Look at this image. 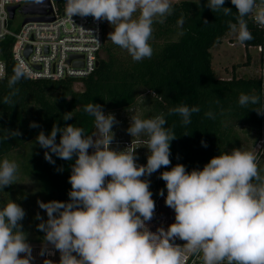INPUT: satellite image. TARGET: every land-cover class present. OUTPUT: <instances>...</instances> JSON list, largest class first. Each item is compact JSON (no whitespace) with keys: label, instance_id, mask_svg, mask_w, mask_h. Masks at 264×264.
<instances>
[{"label":"clouds","instance_id":"clouds-1","mask_svg":"<svg viewBox=\"0 0 264 264\" xmlns=\"http://www.w3.org/2000/svg\"><path fill=\"white\" fill-rule=\"evenodd\" d=\"M224 4L225 0H208L206 7L213 12L223 9L230 15L232 9ZM231 4L238 15L237 23L229 22V28L244 44L253 39L246 16L251 14L254 22L264 27V0L259 4L256 0H231ZM172 11L171 0H66L65 7V15L71 20L75 15L106 20L113 28L108 40L127 50L135 62L151 58L153 49L148 41L153 24L164 23ZM136 13L139 15L134 18ZM5 68L0 62V79ZM30 75L23 60L14 66L7 81L10 91L3 98L5 105L16 106L14 98L19 89L15 86ZM238 103L244 107L260 105L252 110L264 115L260 95L241 93ZM84 111L94 117L98 136H86L83 128L73 124H54L49 134L41 131L36 137L41 148L49 150L44 153L49 163L55 164L52 154L66 161L77 157L68 180L69 200L37 202L47 214L46 221L39 213L35 217L41 221L37 229L45 233L41 255L47 245H52L60 253L59 264H185V252L202 253L203 264H264V175L256 155L234 148L211 158L202 170L188 172L183 164H177L162 172L160 179L167 189L165 204L174 210L175 222L166 230L160 227L153 232L145 222L152 220L155 202L150 181L141 177H150L171 164L170 142L176 138L173 129L165 127L163 113L148 119L130 116L128 134L148 138L147 163L138 165L135 150L110 147L113 126L119 123L115 115L105 114L95 103L86 105ZM199 111V106L179 105L169 114H179L181 124L187 126L192 114ZM205 115L215 119L212 111ZM72 118V112L63 114L65 121ZM29 127L39 125L30 122ZM6 131L5 139L21 135L19 130ZM201 143L207 147L206 142ZM89 149H93L91 154ZM17 172L15 161L4 158L0 162V190L15 184ZM159 195L164 197V191ZM25 215L13 200L0 209V264H31L32 246L21 224ZM176 238L186 242L183 247L174 243ZM45 264L54 262L46 260Z\"/></svg>","mask_w":264,"mask_h":264},{"label":"trees","instance_id":"trees-1","mask_svg":"<svg viewBox=\"0 0 264 264\" xmlns=\"http://www.w3.org/2000/svg\"><path fill=\"white\" fill-rule=\"evenodd\" d=\"M58 1L60 4L63 0ZM207 2H172V14L164 23L153 24L148 41L153 49L151 58L139 62L133 61L127 50L108 40L113 28L103 20V44L97 55L98 65L90 75L60 81L24 78L15 86L19 94L14 98V107L5 105L3 98L10 91L7 81L16 63L10 58V41L0 43L6 61V75L0 79V162L4 158L15 161L17 173L31 178L46 202H67L71 190L68 180L77 157L74 155L71 161H66L52 154L55 164L49 163L44 157L45 151L49 150L36 142L37 135L41 131L49 134L54 124L60 127L73 124L83 128L86 136L94 135V117L84 111L86 105L100 104L104 112L125 110L146 93L148 110L145 119L163 113L167 120L165 127L172 128L176 135L170 142L171 164L156 172L153 183L155 194L159 195L163 190L166 197V182L160 179L162 172L177 164H183L188 172L202 170L211 158L230 153L229 146L239 139L235 131L237 126L264 129V115L252 110L260 105L244 107L238 103L240 94L244 93L260 95L261 104H264V76L233 75L222 79L211 64L210 49L232 32L229 22L237 23V9L231 0H225L224 7L232 9L230 15H225L223 9L211 11L206 7ZM256 2L259 4L260 0ZM138 15L134 14V18ZM181 19L183 23L179 24ZM245 20L253 39L242 45L245 48L261 46L264 60V28L250 15ZM179 105L200 108L198 113L192 114L187 126L181 124L179 114H169L170 109ZM207 111H212L215 119H209L205 115ZM67 112H72L73 118L65 121L63 114ZM30 122H36L39 127H29ZM6 129L19 130L21 135L5 139ZM59 140L58 133L57 143ZM202 141L207 147L202 146ZM258 169L264 175L263 168L258 165ZM35 230L36 235L27 241L44 242V232ZM181 241L176 238L174 243Z\"/></svg>","mask_w":264,"mask_h":264},{"label":"built area","instance_id":"built-area-1","mask_svg":"<svg viewBox=\"0 0 264 264\" xmlns=\"http://www.w3.org/2000/svg\"><path fill=\"white\" fill-rule=\"evenodd\" d=\"M48 1L49 7L44 9V13L31 14L24 13L22 9L36 0H0V21L4 24V28L0 29L3 32L0 43L10 41V58L16 64L20 60L24 61L25 67L31 73L28 77L30 79L60 81L81 79L90 75L97 66V55L103 44V20L97 21L92 16L79 15L73 16L71 20L65 15L66 0L60 4L58 0ZM10 7H15L12 18ZM250 16L252 17L251 14ZM29 17L41 19L23 22ZM16 19L18 26L14 21ZM11 21L14 23L11 24ZM255 48L261 52V46ZM1 56H4L2 46L0 62L6 65L5 58L1 59ZM162 198L165 200V197ZM158 216L166 217L156 203L154 218ZM185 243L181 241L175 244L183 247ZM57 256L55 249L47 247L39 261H32L31 264H45L46 260L59 264ZM184 256L185 264H203L202 253L185 252Z\"/></svg>","mask_w":264,"mask_h":264},{"label":"rangeland","instance_id":"rangeland-1","mask_svg":"<svg viewBox=\"0 0 264 264\" xmlns=\"http://www.w3.org/2000/svg\"><path fill=\"white\" fill-rule=\"evenodd\" d=\"M181 0H171L172 2H178ZM16 25H19L18 20ZM14 22L11 21V24ZM17 30V28L12 27ZM212 59L211 64L216 71L219 78L228 79L230 77H250V76H263L264 75V60H262V54L255 47L245 48L238 40L237 34L231 32L228 34L221 43L215 45L210 49ZM146 93L141 94L131 108L125 110H112L107 111L105 114L112 113L115 115L118 124L113 126L114 140L110 147L115 150H128L134 151L137 157L136 163L138 165H146L149 150L146 148V135L141 134L137 137H131L128 134L127 129L130 126V116L137 115L141 119H145V114L148 110ZM236 133L239 136L237 141L233 140V143L229 146L228 151L231 152L234 148H239L242 151H250L257 157V165L264 170V129H252L248 126L239 125L235 128ZM94 135L98 136L97 129ZM127 148V149H126ZM93 149H89L91 154ZM156 172L150 177H141V179H147L150 181V191L153 193V200L158 203L161 209V213L166 217H155L151 221L145 222L150 231L155 232L158 228L163 227L165 230L168 226L175 222V212L171 211L165 204V200L156 195L154 188L151 186L154 183ZM107 179H110L107 178ZM9 200H13L18 203L25 210V217L21 221L23 231L27 233V238L36 235L37 225L41 222L35 219L37 213L47 220V214L44 210L38 206V201H43L44 198L37 192V188L34 181L26 176H21L17 173V179L15 184L5 187L0 190V204L4 207ZM45 234V233H44ZM32 246L33 262L39 261L41 257V249L45 246V242L27 241ZM54 249L52 245H47ZM57 261L59 262L60 253L57 251ZM23 255V254H21Z\"/></svg>","mask_w":264,"mask_h":264},{"label":"water","instance_id":"water-1","mask_svg":"<svg viewBox=\"0 0 264 264\" xmlns=\"http://www.w3.org/2000/svg\"><path fill=\"white\" fill-rule=\"evenodd\" d=\"M49 7V1L48 0H42L41 3H37V2H33L30 5H28L27 7H24L22 9V11L24 13H37V14H41L44 13V9ZM15 7H10L9 11H10V17H13V12H14ZM41 19L40 17H29V18H25L23 22H26L28 20H38ZM4 56H1V59H3ZM98 65V61L96 63Z\"/></svg>","mask_w":264,"mask_h":264},{"label":"flooded vegetation","instance_id":"flooded-vegetation-1","mask_svg":"<svg viewBox=\"0 0 264 264\" xmlns=\"http://www.w3.org/2000/svg\"><path fill=\"white\" fill-rule=\"evenodd\" d=\"M151 188L153 189V184H152Z\"/></svg>","mask_w":264,"mask_h":264},{"label":"crops","instance_id":"crops-1","mask_svg":"<svg viewBox=\"0 0 264 264\" xmlns=\"http://www.w3.org/2000/svg\"><path fill=\"white\" fill-rule=\"evenodd\" d=\"M264 76V75H263Z\"/></svg>","mask_w":264,"mask_h":264}]
</instances>
